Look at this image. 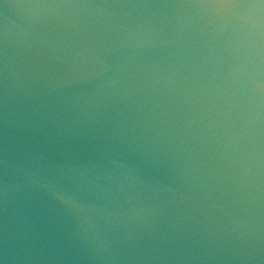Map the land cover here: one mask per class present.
Masks as SVG:
<instances>
[{
  "label": "water",
  "instance_id": "obj_1",
  "mask_svg": "<svg viewBox=\"0 0 264 264\" xmlns=\"http://www.w3.org/2000/svg\"><path fill=\"white\" fill-rule=\"evenodd\" d=\"M0 264H264V0H0Z\"/></svg>",
  "mask_w": 264,
  "mask_h": 264
}]
</instances>
